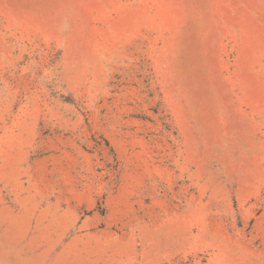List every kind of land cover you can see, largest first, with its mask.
<instances>
[{"label":"rangeland","instance_id":"374dc122","mask_svg":"<svg viewBox=\"0 0 264 264\" xmlns=\"http://www.w3.org/2000/svg\"><path fill=\"white\" fill-rule=\"evenodd\" d=\"M0 264H264V0H0Z\"/></svg>","mask_w":264,"mask_h":264}]
</instances>
